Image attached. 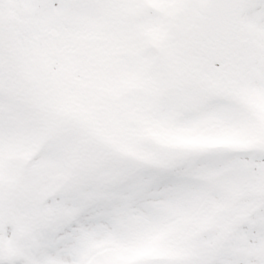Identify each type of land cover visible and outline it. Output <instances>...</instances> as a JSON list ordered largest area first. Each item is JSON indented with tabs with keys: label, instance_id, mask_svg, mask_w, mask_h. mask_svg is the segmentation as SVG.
Listing matches in <instances>:
<instances>
[{
	"label": "snow or ice",
	"instance_id": "snow-or-ice-1",
	"mask_svg": "<svg viewBox=\"0 0 264 264\" xmlns=\"http://www.w3.org/2000/svg\"><path fill=\"white\" fill-rule=\"evenodd\" d=\"M0 264H264V0H0Z\"/></svg>",
	"mask_w": 264,
	"mask_h": 264
}]
</instances>
